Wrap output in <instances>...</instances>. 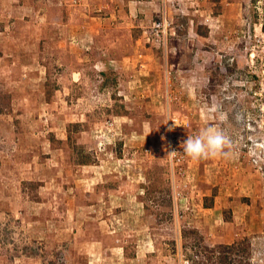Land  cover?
<instances>
[{
  "label": "rangeland",
  "instance_id": "rangeland-1",
  "mask_svg": "<svg viewBox=\"0 0 264 264\" xmlns=\"http://www.w3.org/2000/svg\"><path fill=\"white\" fill-rule=\"evenodd\" d=\"M208 127L224 153L184 155ZM202 240L264 264V0H0V264Z\"/></svg>",
  "mask_w": 264,
  "mask_h": 264
},
{
  "label": "clouds",
  "instance_id": "clouds-1",
  "mask_svg": "<svg viewBox=\"0 0 264 264\" xmlns=\"http://www.w3.org/2000/svg\"><path fill=\"white\" fill-rule=\"evenodd\" d=\"M172 129L170 128L169 131ZM228 138L224 133L214 127L202 129L196 136H188L181 144L183 154L194 160L207 159L224 153L228 145ZM169 154L175 155L176 151Z\"/></svg>",
  "mask_w": 264,
  "mask_h": 264
},
{
  "label": "trees",
  "instance_id": "trees-1",
  "mask_svg": "<svg viewBox=\"0 0 264 264\" xmlns=\"http://www.w3.org/2000/svg\"><path fill=\"white\" fill-rule=\"evenodd\" d=\"M201 247L199 253L203 252V256L207 261L214 262L216 261L218 264H224L227 262L229 258V253L236 246L234 245H219L210 247L203 243V240L198 244Z\"/></svg>",
  "mask_w": 264,
  "mask_h": 264
}]
</instances>
